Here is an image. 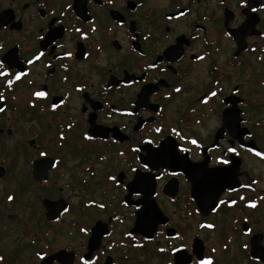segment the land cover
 <instances>
[{"label":"flooded vegetation","instance_id":"1","mask_svg":"<svg viewBox=\"0 0 264 264\" xmlns=\"http://www.w3.org/2000/svg\"><path fill=\"white\" fill-rule=\"evenodd\" d=\"M143 5L139 0H0V72L5 73L0 75V150L3 133L30 135L24 141L28 149L21 141L17 157L37 151L29 157L31 179L35 161L53 160L45 181L32 179L49 190L52 169L64 157L62 150L51 153L54 139L72 145L70 154L85 145L112 171L97 211H77L89 222L80 233L67 229L83 236L81 251L61 248L37 256L41 262L64 250L73 255L71 264H129L132 246L146 249L162 237L167 245L157 250L161 264L202 259L214 264L213 245L201 236L216 230L223 248L234 240L251 264H264V67L248 61L252 56L264 63V3L250 7L247 0H219L212 6L211 0H183L157 12ZM247 12L255 13L257 22L243 31L245 47L239 49L231 32ZM111 154L119 157L118 167ZM215 168L225 169L226 188L204 214L195 198L202 193L211 198ZM195 178L202 188L195 187ZM45 198L67 202V211L52 222L69 213L68 199ZM123 207L131 210L133 222L119 230L116 219ZM181 212L197 217L198 225L177 221ZM217 216L220 228L210 219ZM95 224L100 238L89 248Z\"/></svg>","mask_w":264,"mask_h":264},{"label":"rangeland","instance_id":"2","mask_svg":"<svg viewBox=\"0 0 264 264\" xmlns=\"http://www.w3.org/2000/svg\"><path fill=\"white\" fill-rule=\"evenodd\" d=\"M121 1L115 0L117 3ZM139 1L143 2V7H152L157 12L162 8L166 9V6H171L172 2L175 4L177 1L182 2L183 0ZM211 1L212 6H216L219 0ZM229 1L237 4L240 0ZM262 2L264 3V0ZM184 23V19L179 20L176 24L178 29H182ZM248 61L249 66L264 67V63H257L252 56L249 57ZM7 115L8 113L5 114V116ZM25 126L27 125H23V127ZM3 128L5 129L7 126L5 125ZM29 137L30 135H27L21 139L18 132L12 136L3 133L1 137L2 155H0V163L6 167V174L0 180V264H39L38 252L49 254L57 249L70 247L81 251L83 236H71L67 229L74 227L76 232L80 233V227L86 225L87 220L82 222L79 217L77 212L79 208L83 212H88L90 209L97 211L96 203L102 200L101 189L106 185L107 169L111 170L110 167H106L103 162L97 159L96 154L88 152L89 150L86 149L85 145L78 152L79 154H70L67 153L69 150L73 149L75 151L72 145L65 147L62 144L60 146L57 139H54L51 153L62 150L64 157L52 169L51 182L53 186L49 190L44 185L35 184L30 177L29 157L35 155V153L37 154V151H29L28 155L26 154L27 156L17 157L16 153L19 150L18 147L21 141L23 145H26L24 150L28 149L27 142L24 141ZM112 157H116V159ZM111 158L115 167H118L120 159L117 154H111ZM85 181L86 183H84ZM59 187L63 188L61 193L58 191ZM95 187H98V189H95ZM57 195L70 201L69 213L60 218L58 222L49 223L45 220V211L42 208L41 200L45 197L54 199ZM9 196L13 199L10 200ZM123 209L120 220L116 219L119 230L124 227L127 229L133 222L128 219L131 210L124 207ZM181 215H184V212L177 216V221L184 222L186 220L187 226L195 228V224L199 221L197 217L185 218ZM210 219L220 221V216L211 217ZM217 226L220 228L219 224ZM119 235L121 236V233ZM219 236L216 230L212 232L203 231L201 236L209 242L208 246L209 244L213 245L212 250L214 253L212 256L216 258L214 264H251L247 260L248 258L244 257L245 253L240 250L238 242L236 243L233 240L225 249L223 248L224 244H220L217 240ZM113 239H118V235ZM159 239L147 243L146 249L132 246V251H130L132 261L129 264H161L157 260L159 258L157 250L159 246L166 247L167 241L162 237H159ZM146 251L148 253H145Z\"/></svg>","mask_w":264,"mask_h":264},{"label":"water","instance_id":"3","mask_svg":"<svg viewBox=\"0 0 264 264\" xmlns=\"http://www.w3.org/2000/svg\"><path fill=\"white\" fill-rule=\"evenodd\" d=\"M101 1V0H99ZM75 3H79V0H74ZM247 4L250 7H257L260 4V0H247ZM6 12V11H5ZM251 13H246V18L243 21V23L239 26L238 29L233 30L231 33L234 35L235 38H237L238 48L243 49L244 46V40L246 34H242L245 29L253 28L257 22V17L255 13L253 14V17L250 15ZM0 20H1V14H0ZM1 23V21H0ZM242 34V37L237 36V34ZM258 33V32H257ZM239 37V39H238ZM53 166V160L50 158H42L33 163V167L31 170L32 179L35 181H45L48 178V170ZM225 169H212L211 170V198L210 197H204L202 194H197L198 196L195 198L197 201L198 208L205 214L208 211L212 210L215 207L216 200L219 197L220 193L226 188V185L222 181V178L224 177V171ZM5 174V168L0 165V178H2ZM196 180V178H195ZM200 186L202 188V182H199L198 180L195 181V187ZM205 186V184H204ZM196 189V188H195ZM42 205L45 208V217L48 221H55L59 215L66 209L67 202L64 199H58V200H50L47 198H44L42 200ZM97 224H95L91 229V235L89 238V248H91V244L96 242L98 243V240L100 238V235L97 233ZM135 227H137V222L135 223ZM150 235V234H149ZM91 250V249H90ZM201 254V250L199 252V256ZM40 257H43L42 253H39ZM178 258H181L176 255V260ZM58 260L59 262H62L63 264H71L73 261V255L72 253H67L64 250H59L55 252L54 254L47 256L41 260L39 264H52L54 260ZM67 259V260H64Z\"/></svg>","mask_w":264,"mask_h":264},{"label":"snow or ice","instance_id":"4","mask_svg":"<svg viewBox=\"0 0 264 264\" xmlns=\"http://www.w3.org/2000/svg\"><path fill=\"white\" fill-rule=\"evenodd\" d=\"M41 55H43V54L41 53ZM67 55H71V53H67ZM29 63H31V61H29ZM0 75H5V73H4V72H0ZM22 75H24V73H22V72L19 73V74L17 75V79H19L20 76H22ZM9 83H11V81H9ZM177 91H179V89H177ZM35 95L38 96V97H43V96H46L47 94H46L45 92H37V93H35ZM212 95L215 96L216 93H212ZM0 98H2V97H0ZM55 107H56V105H53V108H55ZM0 111H3V109H0ZM156 131L159 132V131H161V129L157 128ZM87 138H88V139H91V137H87ZM192 143L195 144L196 141L193 140ZM181 150L184 151V149H181ZM228 151H230V152H235L236 149H235V148H230V149H228ZM258 155H262V154L258 153ZM221 163H223V164H227L228 161H226V160H222ZM144 167H145V168H148V164L145 163V164H144ZM9 199L11 200V199H13V197L9 196ZM220 203L223 204L224 202H223V201H220ZM253 206H254V205H253ZM101 207H103V205H101ZM65 211H67V209H65ZM208 227H212V225H209ZM83 231H86V229H83ZM200 264H212V260H211V259H202V260L200 261Z\"/></svg>","mask_w":264,"mask_h":264}]
</instances>
